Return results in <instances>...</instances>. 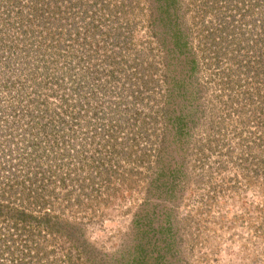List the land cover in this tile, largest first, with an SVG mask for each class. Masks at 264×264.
I'll return each mask as SVG.
<instances>
[{
	"label": "rangeland",
	"instance_id": "rangeland-1",
	"mask_svg": "<svg viewBox=\"0 0 264 264\" xmlns=\"http://www.w3.org/2000/svg\"><path fill=\"white\" fill-rule=\"evenodd\" d=\"M0 264H264V0H0Z\"/></svg>",
	"mask_w": 264,
	"mask_h": 264
},
{
	"label": "trees",
	"instance_id": "trees-1",
	"mask_svg": "<svg viewBox=\"0 0 264 264\" xmlns=\"http://www.w3.org/2000/svg\"><path fill=\"white\" fill-rule=\"evenodd\" d=\"M254 60H256V58H254ZM251 62H252V61H251ZM8 239H9V238H8ZM8 239H7V240H8ZM7 240H6V241H7ZM140 250H144V249L140 247ZM144 251H145V250H144Z\"/></svg>",
	"mask_w": 264,
	"mask_h": 264
}]
</instances>
